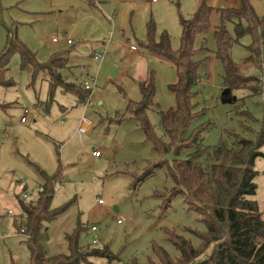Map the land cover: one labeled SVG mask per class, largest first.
Instances as JSON below:
<instances>
[{"label": "rangeland", "instance_id": "374dc122", "mask_svg": "<svg viewBox=\"0 0 264 264\" xmlns=\"http://www.w3.org/2000/svg\"><path fill=\"white\" fill-rule=\"evenodd\" d=\"M206 1L212 8L210 29L197 46L203 43L208 52L197 57L198 61L203 60L195 99L199 115L190 124V132L204 128L205 146L225 143L230 147L228 133L242 132V118L236 107L248 110L257 121L264 117V57L245 66L250 37L232 45V61L245 76L257 77L263 91L254 96L248 90H234L230 93L233 101L224 103L223 66L215 56L213 28L219 24L217 9L238 8L239 0ZM201 3V0H0L3 23L0 50L6 47L11 32L13 38L36 55L39 63L61 54L67 59L65 82L88 83L91 92V106L86 107L88 99L83 101L61 88L50 103L47 82L38 78L30 84V70L21 71L19 55L13 53L8 78L14 87L0 86V104L5 106L0 108V264L29 262L27 240L18 232V226L26 231L19 201L29 204L37 200L43 184L40 172L60 177L54 185L49 208L60 212L65 209L43 227V245L48 256L65 255L68 252L65 237L80 229L79 246L107 249L117 257L111 263L101 258L89 259L91 264H127L133 259L148 264L152 244L159 245L172 259L178 255L166 241L165 230L187 239L191 238L188 228L205 231L198 216L187 210L180 197L172 198L170 208L161 212L158 194L171 188L165 170H157L154 176L132 187L147 162L155 163L160 158L145 142L144 133L133 118L118 122L129 102L142 99L139 85L150 73L157 110L167 112L175 106V96L169 91V86L177 81L174 66L148 53L140 43L146 40L147 27L153 22L156 40L162 33L168 34L170 48L177 51L182 34L180 19L191 18ZM252 6L255 15L264 14V0H252ZM231 29L229 26V32ZM54 38L59 42L53 43ZM94 51L99 58L93 56ZM24 111L28 114L24 115ZM23 118L25 123L21 122ZM84 118L91 128L80 133L78 128ZM148 118L161 136L158 112L149 111ZM246 124L256 132L259 130V125L248 118ZM94 151L100 156L92 157ZM253 170L258 177L257 191L251 199L257 202L264 217V159H257ZM92 227L97 228L94 233ZM193 243L196 245L197 241Z\"/></svg>", "mask_w": 264, "mask_h": 264}, {"label": "trees", "instance_id": "16d2710c", "mask_svg": "<svg viewBox=\"0 0 264 264\" xmlns=\"http://www.w3.org/2000/svg\"><path fill=\"white\" fill-rule=\"evenodd\" d=\"M201 1L191 18L180 19L182 34L177 51L170 48L168 34L162 33L156 40L153 22L147 27L146 40L140 43L148 53L174 66L177 81L169 86V91L175 96V106L167 112L157 110L158 104L153 96L154 81L150 73L139 85L142 99L129 102L118 121L133 118L144 133L145 142L160 158L155 163L147 162L142 175L133 182L132 187L154 176L157 170H165L171 188L158 194L162 200L161 212L170 208L172 198L180 197L187 210L194 212L199 223L205 226L204 232L188 228L189 239L165 230L166 241L178 255L172 259L159 245L152 244V257L148 259V264H264V217L257 202L251 199L257 191L255 179L258 177L253 164L257 159H264V117L257 121L248 110L240 111L236 107L238 116L242 118V132L228 133V139L232 142L230 147L225 143L217 147L205 146L202 138L204 128L190 132V124L199 115L195 99L198 96L196 88L201 83L199 70L203 60L198 61L197 57L200 53L208 52L203 43L197 44L210 29L212 13L207 1ZM217 12L220 19L213 28V37L215 56L223 66V89H228L230 93L248 90L254 96H260L263 85L260 86L257 77L242 73L232 61L231 49L232 45L239 44L245 36H249L250 43L246 46L249 55L243 61L244 65L264 57V14L260 17L255 15L252 0H239L238 8H218ZM1 15L0 7V28L3 25ZM10 33L6 47L0 50V86L6 89L14 87L12 79L8 78V65L13 53H17L21 71L29 69L31 72L30 84L41 78L49 85L47 99L50 103L60 88L83 101L90 99L91 92L85 90L84 85L65 82V57L55 54L47 62L39 63L36 55ZM4 107L0 104V108ZM154 110L159 114L161 136L156 134L148 118V112ZM247 118L259 125L257 132L246 124ZM168 156L172 158L171 161L167 159ZM40 176L43 184L37 200L29 204L19 201L26 231L19 230L18 226V232H22L27 240L28 264H91L89 259L96 258L105 259L108 263L116 261L117 257L107 249L79 246L80 229L72 236L65 237L68 246L65 255H46L43 227L56 220L65 209L60 212L49 208L54 185L60 177L46 176L42 172ZM161 194L166 197L163 198ZM193 240L197 241L196 245ZM127 264L140 263L133 259Z\"/></svg>", "mask_w": 264, "mask_h": 264}, {"label": "built area", "instance_id": "2783aa9c", "mask_svg": "<svg viewBox=\"0 0 264 264\" xmlns=\"http://www.w3.org/2000/svg\"><path fill=\"white\" fill-rule=\"evenodd\" d=\"M52 42H53V43H58L59 40L56 39V38H54ZM66 43L69 45V44H71V41H70V40H67ZM130 50H132V51H134V52L136 51L134 47H131ZM95 58L97 59V58H99V56L96 55ZM84 88H85V90H90V86H89V84L86 83V84L84 85ZM87 106H91L89 99H88V103L86 104V107H87ZM26 114H28V112H27V111H24V115H26ZM21 122H22V123H25V119L23 118V119L21 120ZM90 128H91V123H90L89 121H87V119H85V118L82 119L81 124H80V127L78 128V129H79V132H80V133H86V132H89V131H90ZM93 156H94V157H99V156H100V153H99L98 151H94L93 154H92V157H93ZM23 199H26V196H23ZM98 204H102V202H101V201H98ZM117 222L120 223L119 221H117ZM96 230H97L96 227H95V228H94V227L91 228V232H93V233H94ZM95 243H96V240H94V241L92 242L93 245H95Z\"/></svg>", "mask_w": 264, "mask_h": 264}, {"label": "water", "instance_id": "95a60500", "mask_svg": "<svg viewBox=\"0 0 264 264\" xmlns=\"http://www.w3.org/2000/svg\"><path fill=\"white\" fill-rule=\"evenodd\" d=\"M222 101L224 103H231L233 101V99L231 98L230 91L228 89H223Z\"/></svg>", "mask_w": 264, "mask_h": 264}, {"label": "crops", "instance_id": "0c3cea01", "mask_svg": "<svg viewBox=\"0 0 264 264\" xmlns=\"http://www.w3.org/2000/svg\"><path fill=\"white\" fill-rule=\"evenodd\" d=\"M68 45V44H67ZM70 45V44H69ZM131 48V47H130ZM96 52L94 51V53H93V56L95 55L96 56V54H95ZM98 56V55H97ZM103 58H101V60H102Z\"/></svg>", "mask_w": 264, "mask_h": 264}]
</instances>
